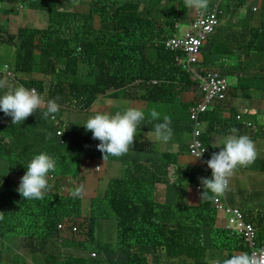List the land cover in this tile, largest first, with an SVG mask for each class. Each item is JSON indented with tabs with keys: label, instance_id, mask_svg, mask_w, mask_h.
<instances>
[{
	"label": "trees",
	"instance_id": "1",
	"mask_svg": "<svg viewBox=\"0 0 264 264\" xmlns=\"http://www.w3.org/2000/svg\"><path fill=\"white\" fill-rule=\"evenodd\" d=\"M163 2L169 4L167 9L159 7ZM258 2L256 14L248 21L239 22L240 26L235 25L236 33L228 34L231 23H227L216 27L210 39L212 43L217 41L214 52L220 57L216 60L221 66L219 73L225 79L233 76L237 80L234 87L229 85L225 99L214 103L200 118L205 126L202 141L210 150L209 159L215 153L211 144L215 136L223 139L233 127L239 130L236 135L249 136L257 149L255 162L237 168L229 179L227 199L230 198V204L233 195L239 198L255 179L259 183L254 197L264 202V155L260 154L258 143L263 139V128L257 120L259 113H264L259 106L258 110L249 108L255 95L259 97L258 103L264 102V0ZM245 3L246 0H234V9H242ZM189 9L184 0H0V45L11 47L14 55L11 68L7 67L14 76V82L6 80L9 87L14 88L16 83L36 89L45 103L54 99L60 105L54 118L43 117L45 104L17 125H12V118L0 111V264H19L24 260L22 256L37 253L45 254L43 264H219L216 260H206L210 251L227 252L225 259L249 255L240 234L215 228L217 215L211 207L215 195L209 193L208 199L200 197V178H211V173L200 168L197 162L189 161L192 156L189 152L190 157L187 156L183 150L162 151L157 159L149 160L151 164H142L127 156L131 162L118 167L116 172V175L123 174L110 182L100 198L91 199L98 213L90 210L89 219L81 215L82 202L88 197L82 201L78 196L68 197L53 191L63 177H75L65 169L68 162L76 164V172L81 169L82 161L71 151L92 145L97 148L100 143L84 126H76L68 119L71 109L81 114L100 98L137 101L156 111L170 104L171 140L179 141L185 131L192 132L190 123L189 127L182 125L183 109L188 110L197 101L201 76L209 72H205L200 63L191 66L189 71H182L173 65L174 54L164 52L161 45L171 35L173 19L183 20ZM22 10L45 15L46 27L22 26L13 35L4 34L6 17H18ZM255 16L260 22L258 27L251 24ZM237 50L244 54L241 74L232 67L240 65L239 61L231 64L237 58ZM145 52L149 53V60ZM229 60L230 64L224 65ZM251 64L257 65L251 67L247 76ZM33 75L40 79H33ZM151 81L160 83L152 85ZM7 90L0 89V95ZM45 91L48 93L43 97ZM182 95L188 98L187 102L179 101ZM218 107L223 111L217 112ZM87 116L88 119L92 115ZM146 118L152 121L153 128L141 126L148 132L153 131L156 122H163V119ZM133 146L129 152L144 149L142 145L132 149ZM41 152L54 158L53 173L58 177L51 181L47 175L49 189L43 199L26 200L17 188L27 164ZM98 153L103 161V154L99 150ZM185 157L188 160L184 164L181 159ZM112 161H117V157L104 160L105 165ZM167 185L175 191L184 186L194 193L197 211L191 207L192 212L184 216L182 212L186 208L157 202L156 188ZM240 201L238 205L245 221L258 229L264 218L260 214L254 216ZM110 213L117 221V241L92 247L89 252H96L97 258L60 251L59 222L70 220L66 224L76 226L81 237L86 235L92 239L95 218H105ZM205 230L211 233L208 247L203 238ZM213 236H221L222 241H216ZM72 242L84 250L82 240L72 238L69 243ZM260 246L257 243V247ZM147 248L152 250L150 260ZM110 253L124 255V258L110 259Z\"/></svg>",
	"mask_w": 264,
	"mask_h": 264
},
{
	"label": "rangeland",
	"instance_id": "2",
	"mask_svg": "<svg viewBox=\"0 0 264 264\" xmlns=\"http://www.w3.org/2000/svg\"><path fill=\"white\" fill-rule=\"evenodd\" d=\"M215 2H220L221 5V9L224 10L221 19H220V25L219 26H225L227 25V23H231L230 24V29L228 30V34H233L236 33L238 31V28L235 27L236 26H240L239 22L237 20H235V23H233L231 21V18L228 19V15H231L234 12V1H230V0H209V5H211L212 3ZM231 7L230 6V3ZM254 0H246V5L249 6L251 3H253ZM258 0H257V7H258ZM208 5V6H209ZM161 9H167L169 7V4L167 2H163L160 4L159 6ZM245 7V6H244ZM243 7V8H244ZM242 8V9H243ZM241 9V14L244 13V10ZM195 10L196 9H189V11L186 13V17L183 20H180L179 23V29H178V34L181 33V31L186 28L188 26V21L192 20L194 15H195ZM255 14L257 12V8L254 10ZM7 20L4 23V25L6 26L5 28V32L4 34L6 35H13L16 33V31L18 30L19 27L22 26H29V27H33L35 29H42L46 27V16L43 14H33L32 12H26L25 10H22L20 15L18 17H14V16H8L6 17ZM162 20H164L163 18H161ZM173 20H177L176 18H174ZM259 19L257 18V16L254 17V19L252 20L251 24L254 27H258L259 26ZM211 39V36H210ZM217 41L210 40L207 45L205 46V50L202 49V55L200 56L201 60H202V68L205 72H210L212 70L219 72V68L221 67L220 64L218 62H216L217 59H220V57L213 55L214 51L213 47H216L217 45ZM232 45H235L232 44ZM146 57L149 59V53L145 52ZM249 54L251 57H254L252 52L249 51ZM243 52L242 50H237L236 51V57L231 64H236L238 61L240 63V65H236V66H232L234 68V70L238 73L241 74L242 73V67L245 66L244 64V60L242 59L243 57ZM13 59H14V55H13V49L11 47H8L6 45H0V71L3 70L4 66L6 65L7 67L11 68V64L13 63ZM215 59V60H214ZM230 64V60L224 62V65H228ZM257 64H251L249 66V69L247 71V68H245L243 71L246 72L247 71V76H249L250 72L249 70H251V67H255ZM230 67V66H229ZM14 77V76H13ZM33 79L35 80H39L40 77L37 75H33L32 76ZM14 79V78H13ZM4 80V79H3ZM226 80L228 82V84L232 87H234L236 85V77L233 76H227ZM45 83H48V80H44ZM17 85L14 84V87H16ZM130 90V89H128ZM48 91L44 92L43 97H46ZM195 95V93H194ZM198 97V96H197ZM258 96H253L251 99V102H249V108L258 110L257 106L261 107V111L264 113V102L260 101L258 103ZM179 101L181 102H187L188 98L184 95L179 97ZM46 104V103H45ZM213 105V104H212ZM42 107V105H41ZM136 108L139 110H142L143 112H145V119L140 123V128L141 131H139V127L136 130V136L134 139V144L136 143L138 144H142V146H144V149L140 152V151H133L132 155L136 160H139V163L142 164H151V162L149 160L152 159H157V157H159V155L161 154L162 151H166V152H170L172 151L177 152L178 150L180 151H185L187 156H189L188 154V146L190 145L191 142V132H186L182 135V137L180 138L179 141H173L170 140L168 143H161V142H157L155 141L154 137L149 138L147 133H149L148 131L144 130V128L141 126V124L153 128L151 126V122L152 121H147L146 117H149V113L151 110H153L152 107H148L147 105H143L141 103H138L137 101H132V100H128V99H118V100H111V99H104L101 98L99 100H97L92 106L91 108L86 111L83 112L81 114H77L75 109H71L72 111V115L68 118L70 121H73V124H75L76 126H83L85 124V122L87 121V115H94L96 113H106V114H115V112L117 111H124L127 108ZM241 110H242V105L240 106ZM172 106L169 104L167 105L162 111H157L160 115V120L161 121L165 116H169L170 118H172L171 115V110ZM189 109V108H188ZM183 114H182V125H185L186 127H189V119H188V110L183 109ZM221 112L223 111L222 107H218L217 112ZM74 113V114H73ZM151 119V118H150ZM259 125L262 126L263 128V139L262 141L259 140L258 143H260L259 145V150H260V154L264 155V114H260L257 118ZM158 123V122H156ZM154 126V125H153ZM217 140V141H216ZM222 140L220 139H215L213 140V144L214 147H216L215 152H218L220 150V148L217 147L218 142ZM216 142V143H215ZM55 146V145H52ZM165 146V147H163ZM131 147V146H130ZM159 151V152H157ZM72 154L74 155V157H79L80 159L84 158V154L82 153L81 149H74L73 151H71ZM67 160L69 159L68 155H66ZM190 157V156H189ZM188 159L182 158L181 161H184V164L187 162ZM192 162H198L196 159L190 157V160ZM129 160L127 159H122V160H117L115 162H109V165H105V162L100 160V158H97V160L92 163L91 166V170L92 171H87L84 174L86 176L81 177H71V176H66L63 177L62 180L58 181L57 187L54 186L53 187V191L55 190V193L57 191H59V195H67L68 197H74L72 195V193L77 189V188H82V192L81 194L78 196V199H81L83 201V199L85 197H88L87 200L82 202V211H81V215L82 217L89 219L91 216V212L90 210L95 209V206L92 207L91 205V199L94 198H100L101 195L104 194V192L106 191L108 185L110 184V182L114 179L119 178L123 173L119 174V175H115L113 173L109 172L113 167H124L126 165V163H128ZM191 162V163H192ZM69 165L65 166V169L68 170L71 175H77L76 172V164L75 163H71L68 162ZM89 161L87 159H83L82 160V165H88ZM97 167L99 169L100 172H95L93 171V169ZM2 171V168L0 167V173ZM81 173H83L81 171ZM49 177L51 178V181H54L55 178H57L58 176H55L53 172H49ZM169 174H172V172H170ZM110 176V177H108ZM15 178L13 177L11 183L13 184ZM18 180L16 179V182ZM183 182V181H181ZM259 183L258 179H255V181L252 183V186L250 189L247 188V191L245 193H242L241 196L238 197H232L231 198V205L234 207H239L238 205V201L239 199L241 200V204L245 207V209L251 210L252 214L254 216H257L258 214L262 215V217L264 218V202L260 201V198L256 199L255 196V187L257 186V184ZM168 186V185H167ZM167 186H159L156 188V200L157 202H159L160 204H165L164 201V197L166 195V187ZM244 201V202H243ZM196 204H197V196L194 193H190L189 191L186 190V188H184V186H182L181 188H179V190L177 191V194L175 195V197L172 198V204H167V205H172L173 207L179 206L181 208H186L185 211H183V215L187 216L188 214H190L192 212L191 207H193L196 211ZM211 207L213 208V205H211ZM95 213H98L97 210L95 211ZM66 218V217H65ZM216 220V225L215 228L218 227L219 229H224V224H225V220L224 219H220L218 218V216L215 218ZM69 221L68 219L63 220L62 222H66ZM78 232L71 234L69 232H64L61 231L60 234L58 235V239H57V243L58 246L60 248V251L64 254H72L74 256H81V257H86L90 255V250H93L92 247H95L96 244H104V243H110V244H114L117 241V221L114 217L113 213H110L107 217L105 218H100V217H96L94 220V232H93V237L92 239H89L86 235H82V237L79 235V229L77 228ZM68 240L72 241V238H77L79 240L83 241V244L85 245L84 250L86 252L80 251V248L77 247V244L75 242L69 243ZM22 237L20 236V239ZM203 238H204V243L205 245L208 247L210 246V239H211V233L208 232L207 230H205V232H203ZM213 238L216 241H222V237L221 236H213ZM61 239V240H59ZM255 242L258 244H261L262 246H264V221H263V225L259 226L258 229H255ZM46 250V249H45ZM47 253L49 252L48 250H46ZM151 248H147V256L148 259L150 260L151 256ZM97 256V253L94 252ZM211 255L206 256V260L208 262H212L214 260H216L219 264H222L223 260H225V256L227 255V252H221L218 251H210ZM91 256V255H90ZM211 256L213 258H211ZM23 257V261H21L19 264H43L44 258H45V254H41V253H37L36 255H31V256H22ZM26 257V258H25ZM108 257L110 259H115V260H120L124 258V255L121 254H115V253H110L108 254Z\"/></svg>",
	"mask_w": 264,
	"mask_h": 264
},
{
	"label": "clouds",
	"instance_id": "3",
	"mask_svg": "<svg viewBox=\"0 0 264 264\" xmlns=\"http://www.w3.org/2000/svg\"><path fill=\"white\" fill-rule=\"evenodd\" d=\"M215 3L220 5V2ZM184 4L186 8L196 9L195 11H206L214 3L209 5V0H184ZM221 12L220 19L224 10L221 9ZM174 21L176 20H173V22ZM172 33L173 27L171 35ZM171 35L169 37H171ZM169 37L164 41L169 39ZM209 41L210 38L204 45V50ZM214 48L215 47H213L212 51H214ZM201 55L202 53L200 56ZM213 55L217 56L218 54L217 52H214ZM199 61V63L202 64L201 58ZM173 65L179 67L182 71L190 70L184 69L182 66L177 65L175 61V54ZM6 70L7 66L5 65L4 71ZM152 83H156L155 85H157L160 82L151 81L150 84ZM136 84H138V82ZM5 88L8 90L5 91L3 95H0V111H2L5 116L12 118V125L22 124L23 121L35 113L37 109L41 107V105H45L44 99L36 89H28L23 85H18L14 88H11L9 87L6 80H0V89ZM59 110L60 105L56 102V100L49 99L46 102V110L43 112V117L45 119H47L49 116L54 118V114L58 113ZM149 116L153 121L160 119L159 113L154 109L150 111ZM144 119L145 113L142 110L129 107L122 112L117 111L115 114L96 113L90 116L83 126L85 127L86 131H90L92 133L93 139L100 141V143L97 145V149L103 154V161L110 156L117 157V160H121L119 157L130 153L129 148L134 144L137 127ZM238 131L239 130L235 127L229 129L230 134L223 137V139L217 144V147L220 148V150L213 153L210 159L208 157L205 163L201 162L203 168L207 169L209 173H211V178H200L202 185V191L200 193L201 198L208 199L209 193H212L215 196L222 195L228 189L229 179L234 174L236 169L239 167H248L255 162L257 158V149L255 143L247 135H236ZM62 134L63 133H61L60 136ZM172 134L171 118L168 116L163 118V122L156 123L152 132L147 133L149 138L154 137L155 141L165 144L171 140ZM203 152L200 154V157L202 156ZM97 158H99V153ZM97 158L94 160H97ZM83 159H80V161ZM87 160L89 161L88 165H81V169L77 171V175H75V177L78 176L82 178L83 176H86L84 174L85 172L91 171L92 160ZM55 169L56 162L49 154L41 152L40 154L35 155L33 159L27 164L26 172L20 179V183L17 188L18 193L26 200L43 199L45 192L49 189L47 175L50 171L54 172ZM81 171L83 173H81ZM93 171L97 172L99 170L98 168H94ZM81 192L82 188H77L72 193V195L79 196ZM66 222H59L57 224V230L59 231V234L61 231L69 232L71 234L78 232L76 226L72 225V223L66 224ZM58 225H61L62 227L59 228ZM80 251L86 252L81 248ZM222 264H264V258L257 259L254 256H249L245 253L227 258L223 260Z\"/></svg>",
	"mask_w": 264,
	"mask_h": 264
},
{
	"label": "built area",
	"instance_id": "4",
	"mask_svg": "<svg viewBox=\"0 0 264 264\" xmlns=\"http://www.w3.org/2000/svg\"><path fill=\"white\" fill-rule=\"evenodd\" d=\"M221 13L220 5L216 3L212 4L206 11H195L193 19L188 21V26L180 34H178L180 20L174 21L171 37L162 42L164 51L175 54L177 65L182 66L184 69H190L191 66L197 65L200 62V54L204 45L214 29L220 24ZM2 78L9 82H14L13 74L8 68L6 71H4V68L0 71V79ZM192 81H194L193 78ZM152 84L155 85L156 83ZM228 88L227 80L218 72L212 71L205 76H201V82L197 88L200 96L199 94L197 95V101L188 109V119L192 126L188 152L190 156L202 163H205L209 157L210 150L204 146L202 141V133L205 126L200 118L212 109V104L221 103L225 99ZM202 152L203 154L200 157ZM227 190L222 195L212 198V205L216 215L218 218L225 220L224 229L226 231H234L242 236L243 241L248 246L249 256H254L257 259L264 258V246L257 247L253 225L245 221L239 207L229 205ZM58 227L61 228L62 226L58 225ZM90 255L93 258H97L94 252L90 253Z\"/></svg>",
	"mask_w": 264,
	"mask_h": 264
},
{
	"label": "crops",
	"instance_id": "5",
	"mask_svg": "<svg viewBox=\"0 0 264 264\" xmlns=\"http://www.w3.org/2000/svg\"><path fill=\"white\" fill-rule=\"evenodd\" d=\"M256 1L257 0H254V2L253 3H251L249 6H245L242 10H244V13L243 14H241V9H239V10H236V9H234V12L231 14V15H228V19H230V17H232L231 18V21L233 22V23H235V20H237L238 22H242V21H248V19L251 17V15L252 14H254L255 12H254V10L257 8V5H256ZM231 4H232V2L230 3V6L229 7H231ZM254 19V18H253ZM222 139V137H216L215 136V139ZM217 141V140H216ZM214 142L212 141L211 142V144L213 145V147H214V145L215 144H213ZM216 143V142H215ZM135 145H137V146H139V145H142V144H138V143H136ZM166 145V144H165ZM216 146V145H215ZM163 147H165V146H163ZM216 150V147H214V151ZM82 153L84 154V158H86V159H90V160H94V159H96L97 157H98V149L96 148V146L95 145H92L91 146V148H83L82 150ZM131 153V154H130ZM130 153H127L126 155H124V156H121V157H119L121 160L122 159H126V157L127 156H131L132 158H134L133 157V155H132V153L133 152H130ZM136 160V159H135ZM136 161H139V160H136ZM129 162H131V161H129ZM128 162V163H129ZM198 164H199V167L200 168H203V166H202V164H200V162L198 161L197 162ZM97 167H95V169H96ZM117 170H118V167H113L111 170H110V172H109V175H110V173H113V174H115L116 175V172H117ZM98 172H100V171H97V173ZM108 177H110V176H108ZM177 194V191H175L174 189H172L171 188V186H167L166 187V195H165V197H164V201L163 202H165V204H172V198L173 197H175V195ZM233 197H237L235 194L233 195ZM228 203H229V205H231L230 204V198H228Z\"/></svg>",
	"mask_w": 264,
	"mask_h": 264
}]
</instances>
